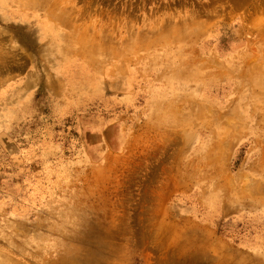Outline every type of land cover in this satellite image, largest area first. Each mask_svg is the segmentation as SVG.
Segmentation results:
<instances>
[{
  "label": "rangeland",
  "instance_id": "rangeland-1",
  "mask_svg": "<svg viewBox=\"0 0 264 264\" xmlns=\"http://www.w3.org/2000/svg\"><path fill=\"white\" fill-rule=\"evenodd\" d=\"M0 264H264V0H0Z\"/></svg>",
  "mask_w": 264,
  "mask_h": 264
}]
</instances>
